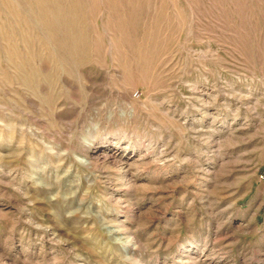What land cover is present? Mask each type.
I'll list each match as a JSON object with an SVG mask.
<instances>
[{
    "label": "rangeland",
    "instance_id": "374dc122",
    "mask_svg": "<svg viewBox=\"0 0 264 264\" xmlns=\"http://www.w3.org/2000/svg\"><path fill=\"white\" fill-rule=\"evenodd\" d=\"M38 6L0 0V264H264V0Z\"/></svg>",
    "mask_w": 264,
    "mask_h": 264
},
{
    "label": "bare ground",
    "instance_id": "6f19581e",
    "mask_svg": "<svg viewBox=\"0 0 264 264\" xmlns=\"http://www.w3.org/2000/svg\"><path fill=\"white\" fill-rule=\"evenodd\" d=\"M36 2H38L39 6L41 8V4H42V0H35ZM40 8L38 9L39 12L41 13V15L43 14V10H40Z\"/></svg>",
    "mask_w": 264,
    "mask_h": 264
}]
</instances>
